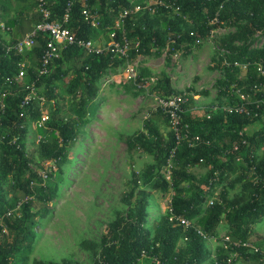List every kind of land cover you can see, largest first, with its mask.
<instances>
[{
  "label": "trees",
  "instance_id": "16d2710c",
  "mask_svg": "<svg viewBox=\"0 0 264 264\" xmlns=\"http://www.w3.org/2000/svg\"><path fill=\"white\" fill-rule=\"evenodd\" d=\"M13 1L11 7V0H0V21L10 29L11 43L20 40L38 22L33 0ZM145 1L46 0L52 22L59 21L67 9L64 26L73 36L95 40L104 35L105 41L118 11L142 5ZM162 1H168L175 13L158 10L149 15L143 12L135 20L125 22V36L131 45L125 60H113L104 50L94 55L72 46L50 59L47 74L38 75L36 69L46 42L45 36L38 37L33 47L23 53L32 62L25 70V88L19 82L6 81L17 73L23 55L11 51L6 54L0 36V92H6L4 107L0 110V264H28L35 239V220L43 219L50 210L62 180V167L67 163L66 150L76 141L77 128L85 123L88 105L96 98L97 83L106 71H114L137 55H149L152 48H165L166 59L176 51L186 54L189 46L211 30L233 26L243 13L240 9L243 7L250 12L245 15L248 21L229 42L244 40L264 28V0ZM225 2L229 6L216 15L218 6ZM26 3L28 19L22 13ZM83 5L98 17L97 28H91L81 17ZM9 12L12 16L3 20ZM214 18L215 21L208 24ZM184 20L191 23L190 29L181 26ZM258 61L264 70V49L249 51L248 45L241 46L229 57V65L223 68V78L216 81L218 88L226 89L235 84L243 86L249 100L259 98V94L248 90L260 80L253 65ZM233 62L238 66H233ZM240 66L245 70L244 81H238ZM30 84L37 96L24 102ZM61 85L64 86L62 92H57ZM152 90H160L164 96L176 94L163 73L157 76ZM218 95H223V91H218ZM39 100L49 104L47 121L43 127H38L40 136L36 146L38 159L51 162L48 170L39 167L44 178L29 169L30 159L25 152L27 125L39 119ZM182 108L185 109V104ZM208 113L206 109L195 117L182 116L189 134L198 136L207 145L199 143L189 148L183 142L176 144L170 131L161 135L149 121L142 124L141 131L125 137L127 153H145L152 157L153 163L144 167L140 186L137 177L132 175L131 187L121 197L128 210L125 214H116L107 225L99 238L98 252L95 253L92 243H79L80 248L91 253V264H136L140 259L150 260L151 257L160 264H204L210 259L205 239L215 238L221 223L225 225L224 236L231 241L249 240L264 249V237L254 230L257 224H264V124L261 119L221 111L210 113L206 118ZM154 115L167 121L159 112ZM254 124L259 128L247 134L246 129ZM239 133L246 141V146L239 151L243 164L235 162L236 153L230 152L238 143ZM259 149L263 151L257 156ZM167 159L171 164L169 181L163 179L162 170ZM197 166L208 168L199 178L189 173ZM249 167H253L252 172ZM143 188L171 192L168 211L156 221L152 233L144 227L147 194ZM208 200L211 205L206 204ZM179 220L190 225L183 227ZM142 251L147 257H140ZM235 251L236 256L230 258L228 251L218 248L213 264H235L237 260L264 263L258 254L245 253L241 249ZM32 264L50 263L35 261Z\"/></svg>",
  "mask_w": 264,
  "mask_h": 264
},
{
  "label": "rangeland",
  "instance_id": "374dc122",
  "mask_svg": "<svg viewBox=\"0 0 264 264\" xmlns=\"http://www.w3.org/2000/svg\"><path fill=\"white\" fill-rule=\"evenodd\" d=\"M13 6L14 1L11 0V7ZM228 6L227 2L221 4L218 12ZM27 8L29 6L26 3V8H22L26 19L29 11ZM240 9L244 14L238 16V21L233 26L211 30L204 38L189 46L186 54L176 51L166 59L165 48H152L149 55L135 56L128 62L134 67V80L125 79L122 72L124 64L102 75L97 83L96 98L88 105L85 123L77 128L76 141L66 150L67 163L62 167V180L55 199L50 203V210L43 219L35 220V239L28 264L35 261L50 264L92 263L91 253L80 248L79 243H92L95 253L98 252L99 238L107 225L114 220L116 214H125L128 210L121 202V197L130 189L132 175L137 177L140 186L144 167L153 163L152 157L145 153H127L125 137L141 131L142 124L146 121L154 125L161 135L169 132L168 122L157 118L152 112L156 104L155 98L166 97L160 90H152L159 74L163 73L168 77L172 90L186 95L184 114L188 117L200 115L209 107H224L229 104L228 98L224 100V93L218 95L222 88H218L216 84V81L223 78V68L229 65V57L243 45H248L249 51L264 49V28L244 40L240 38L229 42V38L238 33L248 21L245 15L250 12L246 7ZM11 16L12 12H9L2 19ZM181 26L184 29L192 27L188 20H184ZM10 36L3 35L4 38ZM104 43L105 37L100 35L94 40V47L102 49ZM30 60L28 55H23L19 63L23 70L19 85L23 88L26 87L25 70L32 65ZM240 68L238 81H244L245 70L242 66ZM63 88L61 85L57 92H62ZM239 94L247 98L243 86ZM38 105L48 116L49 104L39 100ZM258 128V124L251 125L246 133L251 134ZM38 136L40 134L36 122L28 123L25 152L30 159L28 167L36 174L39 173L40 166L46 170L51 167V162L38 159ZM262 151L263 149H259L256 155L260 156ZM207 169L197 166L191 168L189 173L199 178ZM143 189L147 194L144 227L152 233L156 221L168 211L171 192ZM224 229L223 223L219 224L215 238L205 239L204 245L210 253V259L204 264H213L217 249L223 242ZM254 230L264 237L263 222L257 224ZM136 264L154 263L140 259ZM235 264L250 263L237 260Z\"/></svg>",
  "mask_w": 264,
  "mask_h": 264
},
{
  "label": "built area",
  "instance_id": "2783aa9c",
  "mask_svg": "<svg viewBox=\"0 0 264 264\" xmlns=\"http://www.w3.org/2000/svg\"><path fill=\"white\" fill-rule=\"evenodd\" d=\"M35 7V14L38 17V22L32 25L31 30L26 33L20 40L15 43L10 42V37L4 38L3 35L9 34L10 29L5 27L4 24L0 21V36L1 40H3L2 47L5 53L13 52L15 55H22L25 51L30 50L37 39L40 36L46 37L45 45L41 51L39 58V66L36 69V73L38 75H45L48 72L50 59L57 58L59 53L68 48V47H76L84 51L86 54H94L98 55L102 50L106 51L111 59L115 60H125L127 57V53L131 48L129 41L125 36V22L133 21L136 19L138 14H142L143 12H147L149 15L154 14L158 10H165L166 13L168 11H172L175 13V9L172 8V5L166 1L162 0H149L145 1L142 5H134L131 8H125L118 11L116 18L113 20L112 27L110 32L107 33V41L104 43V48L98 49L94 47V40H82L76 38L72 35L70 30L64 26L67 19V9H65L64 13L61 16L59 21L55 20L51 21V13L48 9V3L46 0H33ZM203 2H208L210 0H201ZM218 9H221V5L218 6ZM81 17L83 20L91 27L97 28L98 26V17L94 14L88 12L85 5H83L81 10ZM218 14V11L216 15ZM215 21H208V24ZM137 43H134L133 46L136 47ZM122 72L125 75V79L134 80L136 73L133 65L129 64L125 61ZM233 66H238L237 62L232 63ZM255 71L260 80L256 83H253L249 87V92L252 94H259V98L250 99L244 98L239 94L242 87H237V85L232 84L228 88H222L224 93V97L226 100L231 99V103L224 107L213 106L207 108L208 114L206 118L209 117L210 113H214L216 111L225 112L226 114L234 113L237 115H244L253 119H261L264 124V70L260 64V62H254ZM23 77L22 66L19 64L17 73L13 75L12 78L6 79V81H13L18 83L21 81ZM6 92H0V110L3 109V96ZM36 97V91L33 88L32 84H30L27 88V96L24 98V102H26L30 98ZM156 104L153 108L154 113L159 112L163 114L168 122L169 131L175 140V143L178 144L183 142L187 147L193 148L197 144L201 143L207 145L206 141H201L198 136H191L189 134V129L186 123L183 122L182 116L184 114V109L182 106L187 101V97L184 93H176L166 97L155 98ZM47 113L45 111H40L39 119L36 122L37 127H43L44 123L47 121ZM239 140L237 144H234L230 152L236 153L234 160L235 162L243 164L242 157L239 155L240 148L246 146V141L242 139L241 133L238 134ZM39 139V136L37 137ZM251 157V156H250ZM170 168L171 164L169 159L166 160L162 170H163V179L165 181H169L170 177ZM249 170L252 172L253 167H249ZM38 176L44 178L43 171H39L37 173ZM207 205H211V200L206 202ZM178 218H175L177 220ZM183 227H188L190 225L189 222L185 220H179ZM197 233L202 236V234L197 231ZM204 238V237H203ZM223 242L221 245L222 250L228 251L229 257L233 258L236 256L237 249L243 250L245 253L250 254H258L261 259H264V249L256 247L249 240L240 241L235 240L231 241L227 236L223 235ZM140 257H147L145 252L140 253ZM150 260L154 264H160L155 258L151 257ZM215 263V259L213 260Z\"/></svg>",
  "mask_w": 264,
  "mask_h": 264
},
{
  "label": "crops",
  "instance_id": "0c3cea01",
  "mask_svg": "<svg viewBox=\"0 0 264 264\" xmlns=\"http://www.w3.org/2000/svg\"><path fill=\"white\" fill-rule=\"evenodd\" d=\"M264 225V224H263ZM223 226H225L224 224H223ZM218 228V227H217ZM225 230V229H224Z\"/></svg>",
  "mask_w": 264,
  "mask_h": 264
}]
</instances>
